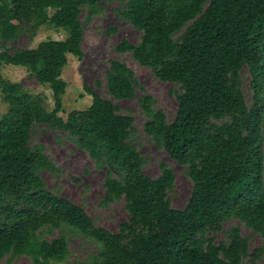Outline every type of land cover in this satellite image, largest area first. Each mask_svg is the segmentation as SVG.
I'll return each instance as SVG.
<instances>
[{
	"label": "trees",
	"instance_id": "16d2710c",
	"mask_svg": "<svg viewBox=\"0 0 264 264\" xmlns=\"http://www.w3.org/2000/svg\"><path fill=\"white\" fill-rule=\"evenodd\" d=\"M103 0H0V92L9 105L0 117V261L27 256L32 264H62L69 236H84L98 250L78 264H244L258 260L239 228L229 242H216L230 218L264 239V0H129L120 16L142 32L138 45L123 41L162 82L179 86L177 114L169 122L148 95L141 106L145 131L180 166L193 192L185 208L169 197L174 171L161 165L159 178L143 172L146 158L131 142L135 119L87 88L86 110L61 116L68 85L62 78L69 56H83L84 23ZM44 26L67 33L34 49L9 51L24 32ZM3 66L24 67L53 92L49 111L39 96L6 79ZM248 68L254 97L248 105L242 73ZM107 88L117 101L143 89L136 73L112 60ZM68 133L96 164L107 168V201L124 198L129 218L117 232L97 227L83 207L51 192L42 172H56L45 147L31 146L36 125ZM61 232L47 240L44 235Z\"/></svg>",
	"mask_w": 264,
	"mask_h": 264
},
{
	"label": "rangeland",
	"instance_id": "374dc122",
	"mask_svg": "<svg viewBox=\"0 0 264 264\" xmlns=\"http://www.w3.org/2000/svg\"><path fill=\"white\" fill-rule=\"evenodd\" d=\"M128 1L103 0L91 19H88V10L83 11V56L78 58L70 55L69 64L62 73L68 88L64 96V110L61 116L67 119L73 111L86 110L92 105L93 97L88 94L87 88L97 92L104 99L113 101L119 107V114L132 116L135 119V132L131 142L146 158L143 168L145 175L154 179L159 178L162 174V164L169 165L174 171L175 183L169 197L173 208L181 210L191 198L193 182L188 177L187 167L178 165L164 148L158 146L148 136L145 125L150 117L141 106L143 97L148 95L154 97L153 109L163 110L168 121L172 122L177 114L175 93L179 91V86L159 80L150 68L141 66L131 53L117 51V47L123 41L138 45L142 39V32L137 31L119 14V11L126 9ZM66 37L67 33L64 30L44 26L35 36L29 32L22 33L17 40L8 45V49L11 52L34 49L45 41H61ZM112 60L127 64L136 73L143 89L138 90L135 99L117 101L111 96L107 88L106 75ZM1 70L6 79L21 84L25 91L39 96L49 111L54 109L52 90L49 86L40 84L29 70L15 66H3ZM252 80L249 69L244 68L242 90L248 105H252L254 97ZM262 99L264 104V86ZM8 109L9 105L0 92V117L8 112ZM37 145L45 147L47 157L56 166V172H42L47 188L83 207L93 218L97 227L105 228L112 233L117 232L120 225L128 220L129 214L124 198L107 201L108 193L105 188L107 168L96 164L85 150L76 145L75 140L68 133L52 129L44 124L36 125L33 129L31 146ZM236 228H239L242 236L246 238L251 252L264 248L262 236L234 217L224 223L223 231L216 235V242H229L228 232ZM60 236L61 232L56 231L44 235V238L51 241ZM97 250L98 247L90 239L70 235L69 256L62 264H78L87 261ZM10 258L11 256L5 257L0 264H8ZM11 263L32 264V261L27 256H18L14 257ZM244 264H264V254H261L258 260L248 258Z\"/></svg>",
	"mask_w": 264,
	"mask_h": 264
}]
</instances>
